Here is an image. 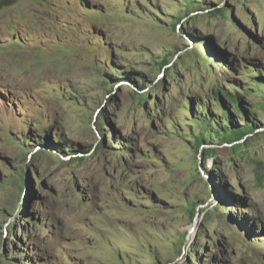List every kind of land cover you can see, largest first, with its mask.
<instances>
[{"label":"rangeland","instance_id":"rangeland-1","mask_svg":"<svg viewBox=\"0 0 264 264\" xmlns=\"http://www.w3.org/2000/svg\"><path fill=\"white\" fill-rule=\"evenodd\" d=\"M190 1L0 0V264H264V0Z\"/></svg>","mask_w":264,"mask_h":264},{"label":"trees","instance_id":"trees-1","mask_svg":"<svg viewBox=\"0 0 264 264\" xmlns=\"http://www.w3.org/2000/svg\"><path fill=\"white\" fill-rule=\"evenodd\" d=\"M186 1H187V4H189V5H192L193 4V2H191L190 0H186ZM223 94H225L227 97L233 95L229 90H226ZM219 100H221L222 103H223V105H225V108H227L226 111L227 112H230L229 107H228V103H226V101H225V99H224V97L222 96L221 93L219 94ZM233 100H235L236 102H238L240 108L242 109V104L240 102V99L239 98H233ZM200 120H201V118H198V121H200ZM216 123L219 125V129L222 132V133H219V131H218V134L221 136L220 137V140L222 142H234L236 140H239V139H241V137L243 135H245L246 133L249 132V129L250 128H254V126L251 125V126L241 127V128H238V129L237 128L236 129L235 128H232L234 130L233 131H230V130H228V128L227 129H224V127H222V125H221V123L219 121L218 122L216 121ZM199 124H202V123H199ZM40 130L42 132L47 133V134H48V132H50L49 130L44 129V127H40ZM197 136L204 137V132L200 133V135H197ZM229 136L231 138H229ZM49 138H50V136H49ZM53 142H54V140H53ZM203 143H201V144H203Z\"/></svg>","mask_w":264,"mask_h":264}]
</instances>
